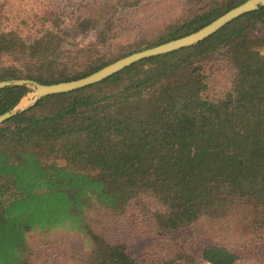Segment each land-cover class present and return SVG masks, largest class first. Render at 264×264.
<instances>
[{"label":"trees","instance_id":"16d2710c","mask_svg":"<svg viewBox=\"0 0 264 264\" xmlns=\"http://www.w3.org/2000/svg\"><path fill=\"white\" fill-rule=\"evenodd\" d=\"M73 1L36 9L29 30L26 20L10 25L0 1V81L78 79L245 0H182L176 13L147 25L138 12L154 10L153 2ZM221 64L229 85L215 93ZM29 91L0 88V114ZM141 198L165 233L206 221L225 236L264 240V6L193 45L41 97L0 123V264H31L29 235L52 233L81 236L67 264H138L94 223L102 209L120 214ZM179 252L183 264L197 261ZM199 258L235 264L240 253L210 244Z\"/></svg>","mask_w":264,"mask_h":264},{"label":"rangeland","instance_id":"374dc122","mask_svg":"<svg viewBox=\"0 0 264 264\" xmlns=\"http://www.w3.org/2000/svg\"><path fill=\"white\" fill-rule=\"evenodd\" d=\"M4 5V13L10 25L26 20V29L32 22L36 9H44L47 5L62 9L64 5L73 0H0ZM80 1V0H79ZM182 0H142L141 5L155 3L154 10L143 7L138 13L143 15L141 21L147 25L155 19L156 24L163 19L176 13ZM137 19V15H136ZM4 22H0L3 25ZM33 30V29H32ZM31 30V31H32ZM76 35L82 33L80 29L74 31ZM93 32L84 41H88ZM230 74L219 65L214 72L212 86L215 93L225 90L229 85ZM27 94L16 106V110L23 109L34 100V94ZM137 205H129L125 210L116 214L112 211L102 209L95 216L94 230L102 234L108 241L123 242L128 253L138 264H183L180 252H186L197 256L193 264H209L200 258L199 248L210 244L226 245L239 251L240 258L235 264H264V240L249 242L240 239L233 234L223 235L219 228H212L208 222L201 221L189 225L185 229L174 233H165L153 222V218L145 210L143 204L149 206L146 198L136 200ZM28 243L31 247V264H67L68 258L76 255L82 246L81 236L76 234L52 233L46 236L30 234ZM188 264V263H186Z\"/></svg>","mask_w":264,"mask_h":264},{"label":"water","instance_id":"95a60500","mask_svg":"<svg viewBox=\"0 0 264 264\" xmlns=\"http://www.w3.org/2000/svg\"><path fill=\"white\" fill-rule=\"evenodd\" d=\"M260 6H264V0H245L241 4L229 9L222 15L218 16L208 24L202 26L201 28L193 31L189 34L183 35L181 37L171 39L169 41L157 44L155 46L133 52L129 55L121 57L100 69L78 79L74 80H67L61 81L57 83H38L34 80L27 79V78H20L15 80H1L0 81V88L10 85H26L27 87L31 88L35 91V98L28 106L24 107L23 109L31 106L36 102L37 99L52 95L58 94L63 92L72 91L78 88H82L94 83H97L114 73L124 69L125 67L140 61L144 58L164 54L167 52L174 51L176 49L193 45L206 37L212 35L214 32L219 30L221 27L229 23L230 21L234 20L238 16L256 10ZM16 107L13 109L6 111L0 114V123L10 118L13 114L23 109L16 110Z\"/></svg>","mask_w":264,"mask_h":264},{"label":"bare ground","instance_id":"6f19581e","mask_svg":"<svg viewBox=\"0 0 264 264\" xmlns=\"http://www.w3.org/2000/svg\"><path fill=\"white\" fill-rule=\"evenodd\" d=\"M32 93L34 94V97H35V96H36V95H35L36 93H35V91H34V90H32Z\"/></svg>","mask_w":264,"mask_h":264}]
</instances>
